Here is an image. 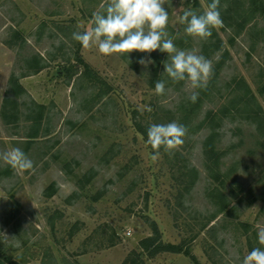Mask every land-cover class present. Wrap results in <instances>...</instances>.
<instances>
[{"label":"rangeland","instance_id":"rangeland-1","mask_svg":"<svg viewBox=\"0 0 264 264\" xmlns=\"http://www.w3.org/2000/svg\"><path fill=\"white\" fill-rule=\"evenodd\" d=\"M108 2L0 0V152L20 147L33 162L19 173L0 162V264H122L154 224L162 243L182 246L196 263L165 252L143 264H241L264 248V0H219L236 22L206 38L186 34L179 17L188 7L201 14L210 0H164L166 38L211 61L195 90L163 74L167 53L105 56L72 39ZM78 56L92 74L69 81L68 71L84 69ZM11 74L24 94L14 95ZM248 90L256 121L244 106ZM6 98L15 104L4 118ZM223 108L212 123L222 153L216 179L205 167L212 130L204 120ZM172 121L185 127L183 143L152 149L148 127Z\"/></svg>","mask_w":264,"mask_h":264},{"label":"clouds","instance_id":"clouds-1","mask_svg":"<svg viewBox=\"0 0 264 264\" xmlns=\"http://www.w3.org/2000/svg\"><path fill=\"white\" fill-rule=\"evenodd\" d=\"M219 0H210L205 11L197 14L191 8H185L179 17L185 24L184 32L188 35L206 38L211 35L213 27L222 24ZM164 0H109L102 12H93L90 30L73 32L72 39L87 48L96 45L102 55L115 53L128 54L133 51L150 53L159 50L167 53L163 63L164 73L172 81H188L192 89L203 88L211 74V61L194 50L177 49L167 37L165 27L169 21ZM141 64L145 63L142 58ZM147 63H151L148 60ZM157 94L165 91L163 80L154 84ZM198 92L193 91L189 99L194 103ZM186 129L175 121L166 124H151L147 129V143L152 149L161 146L167 151L183 143ZM158 152L151 156L155 160ZM0 162L15 171L23 172L33 167L20 147H11L0 152ZM258 243L264 246V227L257 231ZM241 264H264V248H253L244 257Z\"/></svg>","mask_w":264,"mask_h":264},{"label":"trees","instance_id":"trees-1","mask_svg":"<svg viewBox=\"0 0 264 264\" xmlns=\"http://www.w3.org/2000/svg\"><path fill=\"white\" fill-rule=\"evenodd\" d=\"M218 9L220 11L222 25L230 26L229 20H233L236 22V17L238 16L237 12H235L231 8L226 11H221L220 4H218ZM77 61L83 65L84 69L80 72H75V73L68 71L69 81H71L75 76H78V77L89 76L90 77V75L92 74L90 67L81 59L80 56L77 57ZM32 62H33L32 67L34 69V72L36 73L39 72L42 69V66L38 63V61L35 58L32 60ZM91 77H93V75ZM9 84L15 96H20L21 94L25 93L24 89L19 83V79L14 74H11L10 79H9ZM248 94H250L249 90L244 98L245 99L244 103L247 102L244 106H248L247 116L251 118V120L256 121L257 119H260L259 111L250 107L252 106L254 97L252 96V94L251 95H248ZM200 101L201 99L197 97L195 104L197 103V106H199ZM14 104L15 102L13 100H10L9 98L4 99V104L2 108V116L4 118L6 117L5 110L9 106L11 105L13 106ZM224 109L225 108H223V110L216 111V112L208 111L206 113L205 120H204L206 125L209 126L210 129L212 130V133L206 138L204 142V155L206 159L205 167L208 170L211 177L215 176L216 179L217 177H219L215 173H216V170L218 169V162L221 158L222 153H220L215 147V137L217 135L215 133L216 129L214 126H212V123H215L217 121V118L219 120L223 119L222 117L225 115ZM213 195H215L214 192H212L210 196H213ZM219 195L221 197V200H219L220 201L219 204L222 205V208H225L226 204L224 202H225L226 197L222 193H219ZM165 252L176 253V254L182 253L185 256L189 257L194 263H196V259L192 255H190L189 251L182 248V246L162 243L160 231L158 227L156 226V224H154L152 227V235L150 237H146L142 239L139 242V249L134 250L131 253H129L127 257L125 258V260L122 262V264H143L145 255L148 258H153L156 255L165 253Z\"/></svg>","mask_w":264,"mask_h":264}]
</instances>
